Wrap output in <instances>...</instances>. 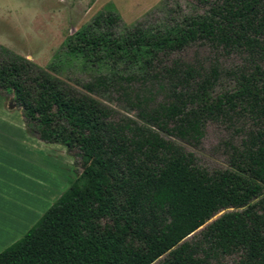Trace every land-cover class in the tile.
I'll return each mask as SVG.
<instances>
[{
  "label": "trees",
  "instance_id": "1",
  "mask_svg": "<svg viewBox=\"0 0 264 264\" xmlns=\"http://www.w3.org/2000/svg\"><path fill=\"white\" fill-rule=\"evenodd\" d=\"M167 6L126 23L107 3L47 67L0 45V95L81 166L0 264H264V0L151 18ZM65 59L81 65L73 83ZM209 122L236 137L212 170L194 151Z\"/></svg>",
  "mask_w": 264,
  "mask_h": 264
},
{
  "label": "rangeland",
  "instance_id": "2",
  "mask_svg": "<svg viewBox=\"0 0 264 264\" xmlns=\"http://www.w3.org/2000/svg\"><path fill=\"white\" fill-rule=\"evenodd\" d=\"M162 0H0V45L6 46L40 66L55 60L64 40L83 24L89 22L104 5L114 3L122 19L132 23L152 10ZM168 6L162 13L151 18L167 17L171 10L183 12L193 10L205 12L217 0H166ZM208 47L193 46L188 49V57L197 54L207 56ZM221 66L235 69L244 62V55L224 54L218 51ZM62 59L61 56L57 60ZM62 75L73 83L83 76L81 65L75 60H67ZM11 106V107H10ZM123 113L128 111L119 108ZM133 114V112H132ZM37 134L26 128L20 110L12 101L0 95V141L12 142L19 147L21 156H29L27 170L21 164L20 190L35 187L37 194L45 188L44 196L38 201L35 221L57 200L81 170L80 158L69 152L63 145L39 141ZM234 132L223 123L209 122L200 147L194 149L199 163L212 170L226 166L225 142L232 141ZM35 137V140L33 138ZM236 140V137L234 141ZM232 141V142H234ZM34 155L36 158H34ZM34 158V161H33ZM45 164V166H44ZM51 172H50V170ZM26 174H24V172ZM41 194V195H42ZM222 212V211H221ZM225 264H235L233 257H227Z\"/></svg>",
  "mask_w": 264,
  "mask_h": 264
},
{
  "label": "crops",
  "instance_id": "3",
  "mask_svg": "<svg viewBox=\"0 0 264 264\" xmlns=\"http://www.w3.org/2000/svg\"><path fill=\"white\" fill-rule=\"evenodd\" d=\"M28 158V155L21 156L19 147H14L12 142L0 141V252L34 224L38 201L42 196L45 198V194H42L45 193V188L38 194L34 186L20 190L21 164L27 170Z\"/></svg>",
  "mask_w": 264,
  "mask_h": 264
}]
</instances>
